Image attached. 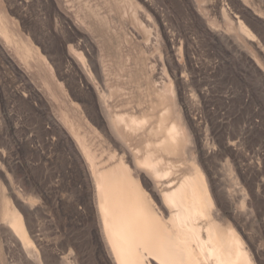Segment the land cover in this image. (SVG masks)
<instances>
[{
    "label": "rangeland",
    "instance_id": "374dc122",
    "mask_svg": "<svg viewBox=\"0 0 264 264\" xmlns=\"http://www.w3.org/2000/svg\"><path fill=\"white\" fill-rule=\"evenodd\" d=\"M0 17V264H67L70 249L77 264H110L85 153L114 164L128 141L109 115L165 109L192 144L176 174L195 158L264 264V0H0ZM227 189L250 219H235Z\"/></svg>",
    "mask_w": 264,
    "mask_h": 264
},
{
    "label": "bare ground",
    "instance_id": "6f19581e",
    "mask_svg": "<svg viewBox=\"0 0 264 264\" xmlns=\"http://www.w3.org/2000/svg\"><path fill=\"white\" fill-rule=\"evenodd\" d=\"M238 24L242 33L251 35L241 20ZM0 33L5 39L9 36L1 26ZM165 106L164 103L162 108ZM169 113L170 109L160 111L156 120L141 112L139 116L128 112L110 114L109 128L128 141L125 144L129 152L121 149L123 154L105 168L97 166L85 153L93 181L97 234L104 249L101 251L108 258L105 261L110 264H259V248L246 243L245 234L242 236L227 219L228 206L220 200L222 192L213 178L206 177L196 165L195 158L188 159L192 162L191 171L176 174V166L182 164L180 154L191 140L188 133V140L182 134L180 121H169ZM134 134L145 140L130 147ZM164 178L170 179L171 186L162 182ZM232 191L227 189V195L229 203L237 200L232 213L235 219H241L242 212L250 219L251 211L245 208L244 195L237 196V190ZM4 225L10 227L22 246L30 244L21 215L15 209L6 207ZM66 256L69 264H77L72 249Z\"/></svg>",
    "mask_w": 264,
    "mask_h": 264
}]
</instances>
